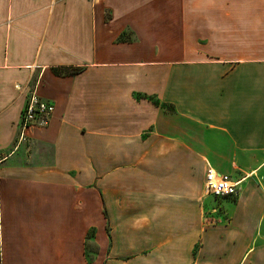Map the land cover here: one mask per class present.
<instances>
[{
    "label": "crops",
    "instance_id": "obj_1",
    "mask_svg": "<svg viewBox=\"0 0 264 264\" xmlns=\"http://www.w3.org/2000/svg\"><path fill=\"white\" fill-rule=\"evenodd\" d=\"M0 264H264V0H0Z\"/></svg>",
    "mask_w": 264,
    "mask_h": 264
},
{
    "label": "built area",
    "instance_id": "obj_2",
    "mask_svg": "<svg viewBox=\"0 0 264 264\" xmlns=\"http://www.w3.org/2000/svg\"><path fill=\"white\" fill-rule=\"evenodd\" d=\"M54 112V104L40 98L36 90L29 91L18 123V143L26 138V133L36 126H45ZM240 181L220 173L208 163L204 173V190L215 197H234L238 193Z\"/></svg>",
    "mask_w": 264,
    "mask_h": 264
},
{
    "label": "rangeland",
    "instance_id": "obj_3",
    "mask_svg": "<svg viewBox=\"0 0 264 264\" xmlns=\"http://www.w3.org/2000/svg\"><path fill=\"white\" fill-rule=\"evenodd\" d=\"M221 205H222V200H217L211 197H207L205 200V212H211V209H215L219 213L220 209H222Z\"/></svg>",
    "mask_w": 264,
    "mask_h": 264
},
{
    "label": "trees",
    "instance_id": "obj_4",
    "mask_svg": "<svg viewBox=\"0 0 264 264\" xmlns=\"http://www.w3.org/2000/svg\"><path fill=\"white\" fill-rule=\"evenodd\" d=\"M82 70V67H74V68H56L53 71L57 74L63 75H74Z\"/></svg>",
    "mask_w": 264,
    "mask_h": 264
}]
</instances>
